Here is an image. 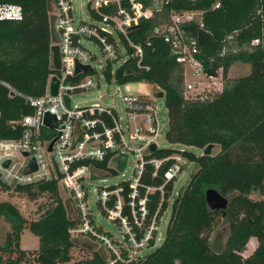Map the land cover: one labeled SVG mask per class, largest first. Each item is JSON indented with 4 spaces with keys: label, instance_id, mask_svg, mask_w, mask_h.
<instances>
[{
    "label": "trees",
    "instance_id": "obj_1",
    "mask_svg": "<svg viewBox=\"0 0 264 264\" xmlns=\"http://www.w3.org/2000/svg\"><path fill=\"white\" fill-rule=\"evenodd\" d=\"M0 2L18 4L23 10L20 21H0V138H15L21 133L22 117L33 112L26 97L43 95L49 76L55 72L50 51L53 4L51 0ZM171 10L196 12L194 20L183 29L196 40L195 58L203 72L214 76L221 73L220 92L205 99L185 97L184 65L176 61L170 46L154 32L156 26L168 22ZM129 36L143 45L142 65L139 67L134 58H129L117 69V81H146L163 91L169 143L200 149L213 144L219 150L196 155L184 150L157 148L150 155L163 157L180 153L195 169L179 191L180 200L164 236L156 243L150 241L152 247L145 249L147 253L140 255L139 252L131 261L117 260L115 264H264V199L249 197L253 191L261 192L264 182V0H172L150 18L140 20ZM236 62L248 64L249 73L227 79L229 68ZM93 165L99 173L118 172L107 165V158L102 162L93 161ZM163 172L152 176V167L147 164L140 182L159 186L164 180ZM176 179L165 185V197H159L158 191L147 197L149 217L161 203L159 221L169 203L172 205L175 197L169 196ZM119 183L123 187L122 198L127 203L131 199L127 197L128 184ZM59 186L56 178L19 188L0 180V191L13 190L31 201L40 197L50 200L49 206L33 220L23 217L11 203L0 202V218L13 221L0 246V264H68L74 260V248L84 255L72 264H109L114 258L96 236H73L68 232L69 228L79 225L82 218L78 208L64 203ZM208 188L216 189L228 199L224 213L213 212L208 207L205 200ZM141 198L135 197V203ZM115 199L111 197L108 205L112 206ZM96 207L105 217L98 201ZM122 213L130 219L127 205ZM217 217L227 223L219 249L204 235L205 231L216 227ZM90 220L96 223L92 213ZM24 228L38 237V248L20 247ZM97 230L107 232L98 225ZM135 231L139 239L141 232ZM251 237L257 239V245L244 257L241 253ZM125 255L123 248L122 256Z\"/></svg>",
    "mask_w": 264,
    "mask_h": 264
},
{
    "label": "built area",
    "instance_id": "obj_2",
    "mask_svg": "<svg viewBox=\"0 0 264 264\" xmlns=\"http://www.w3.org/2000/svg\"><path fill=\"white\" fill-rule=\"evenodd\" d=\"M51 1V15L55 16L54 27L58 34V41L52 44L58 46L60 66L58 69L54 68L51 55L55 72L49 76L43 95L26 97L33 112L22 117L20 135L15 138H0V180L15 187L58 179L59 185L62 183L73 197L82 218L81 223L69 228L68 232L74 236H96L115 255L109 264H115L117 260L126 263L139 252L152 247L150 241L156 243L161 238L162 217L171 203L157 221L161 203L156 205L149 217L147 197H151L156 191L159 192V197H165V185L177 178L192 162L180 153L163 157L150 156L153 152L149 146L155 144L158 148L160 131L158 109L153 99L137 95L121 96L126 109L125 124H122V118L114 106L98 103L73 105L72 96L82 90L99 87L103 79L109 81L113 78L117 81V69L131 57L141 67L143 45L131 40L129 32L139 25L140 20L150 18L172 0H90L86 19L75 15L72 0ZM195 15L196 12L193 11L171 10L168 22L156 26L154 32L170 46L176 61L182 63L184 69L188 63L193 67L194 76L211 80L217 76L203 72L202 65L195 58L198 52L196 40L183 29L186 23L194 20ZM22 19L23 10L20 5L0 2V21ZM84 41L96 43L102 61L83 44ZM77 65L80 66L78 71ZM84 66H88L89 70L85 71ZM53 76L58 80L55 95L49 92ZM200 84L201 82L187 83L185 97H210L209 93H203V89L197 88ZM214 90L215 93L221 91ZM46 113L55 117L57 126L51 127L44 123ZM50 145L51 150H48ZM121 154L127 155L122 171L127 167L129 154L137 159L131 178L122 180L128 184L127 197L131 198L130 201L124 202L121 194L123 187L119 182L95 188L96 202L101 204L105 217L117 222L120 227L123 240L116 241L113 235L114 238L107 232H98L97 224L90 220L93 212L87 203L86 184L93 179V174L101 175L93 161L102 162L107 158V165L117 169V158ZM32 163L35 169H32ZM147 164L152 167V176L164 170L161 185L152 186L140 182ZM175 181L169 197H176ZM111 197L116 199L109 206ZM135 197H142L138 204L134 201ZM172 200L171 198L170 201ZM125 205L129 207L130 219L122 213ZM135 229L141 232L139 239ZM123 248L126 250V257L122 256Z\"/></svg>",
    "mask_w": 264,
    "mask_h": 264
},
{
    "label": "rangeland",
    "instance_id": "obj_3",
    "mask_svg": "<svg viewBox=\"0 0 264 264\" xmlns=\"http://www.w3.org/2000/svg\"><path fill=\"white\" fill-rule=\"evenodd\" d=\"M90 0H72L73 10L75 15L81 16L82 19L87 18V7L88 2ZM83 44L88 47L93 53L97 55V57L102 61V56L100 55L99 49L94 42L84 41ZM96 66V64H94ZM250 71L249 65L241 62L234 63L228 71L227 79H232L239 76H244L248 74ZM193 67L190 64L185 65L184 69V91L185 85L187 83L195 84L201 82L200 85H197L198 89H203V93H209L212 96V93H215L214 89H222L223 81L221 73L217 75V78L207 79L205 77H198L192 74ZM200 86V87H199ZM210 90L211 92H208ZM160 89L157 86H154L146 81H128L124 83H119L115 81L113 78L109 81L101 80L99 87H94L89 90H82L79 93L72 96L73 105L85 106L91 105L93 103H98L104 106H114L119 115L122 118L121 123L125 124L124 119L126 118V109L124 107L123 101L121 100V96L123 95H137V96H145L146 98L153 99L154 103L157 105L158 116L160 120V131L157 139L158 148H172L177 150H184L191 152L193 154L199 155L202 153V149L195 146H187L182 144H173L169 143L166 140V132L168 130V117H167V109L164 103L163 98H154L153 93L158 92ZM218 147L215 146L212 148L211 152L216 153L218 151ZM137 159L133 156V154H129L128 156V164L124 171L117 172L116 174H111L108 171H104V173H100L101 175L93 174V179L89 180L86 184L87 188V203L90 208V211L95 215L96 224L101 226L103 231H107L109 234L111 233L116 241L123 240V235L120 233V229L118 225L108 220L106 217L101 216L100 211L97 210L96 207V193L95 188L97 186H104L113 183H118L122 180H126L131 178L133 175V169L135 167ZM115 159L113 161V165H115ZM114 168V166H113ZM195 165L193 163L188 164L183 171L177 177L174 183V195L183 188L187 181L190 178L191 173L194 171ZM59 194L62 197L64 203L69 205L71 208H77L73 197L68 193L66 189H64L63 184L61 183L59 186ZM251 199H264V182L262 191H253L249 194ZM9 202L14 207H16L21 215L25 217L27 220L37 219L49 206L50 200L45 197H40L37 200L31 201L24 194L15 192L13 190L0 191V202ZM171 210L167 209L162 217V224L160 229V234L163 237L165 234V230L167 227V223L170 217ZM216 227L210 231H205L204 235L212 241L214 248L219 249L221 243L223 241L224 236L227 232V223L220 217L216 219ZM13 227V221L6 217L0 218V246L4 242L5 235L10 229ZM110 234V235H111ZM111 235V236H112ZM74 236V235H73ZM112 236V237H113ZM113 237V238H114ZM84 239V238H80ZM39 240L38 237L32 234L27 228H24L21 232L20 236V247L23 249H36L38 248ZM257 245V239L255 237H251L246 244L245 249L241 253L242 256L246 257ZM148 251L144 250L140 253L143 255ZM84 252H81L78 248L72 249L73 259L76 260L80 258ZM14 256V254H13ZM12 256V257H13ZM3 257H7V254H3ZM73 260V261H74ZM73 261H70L68 264H72ZM33 264V263H30Z\"/></svg>",
    "mask_w": 264,
    "mask_h": 264
},
{
    "label": "water",
    "instance_id": "obj_4",
    "mask_svg": "<svg viewBox=\"0 0 264 264\" xmlns=\"http://www.w3.org/2000/svg\"><path fill=\"white\" fill-rule=\"evenodd\" d=\"M54 19L55 16L51 15L50 16V32H51V39L53 43H56L58 41V34L55 30L54 27ZM50 51H51V55H52V60H53V64H54V68L58 69L60 66V60H59V51H58V46L56 44H52L50 46ZM80 68L79 65L76 66V71H78ZM83 69L85 71L89 70L88 66H84ZM57 87H58V80L55 76L52 77L50 83H49V92L51 95H55L57 93ZM164 93L163 91H158V92H154L153 93V97L154 98H163ZM67 102L69 101V99H66ZM44 123L48 126L51 127H55L58 125L55 117L49 113H46L44 116ZM213 148V144H208L207 146H205L202 149V154L208 155L211 153V150ZM149 149L151 152H154L157 147L155 144H151L149 146ZM48 150H51V145L48 147ZM126 158L127 155L126 154H121L118 158H117V171L121 172L124 168H125V164H126ZM32 169H35V165L34 163H32ZM59 176V175H58ZM19 185H16L15 188H19ZM180 200V193L178 192L175 199L173 200V203L171 205V213H170V217L167 223V228L171 222V219L173 217V213L175 210V206L177 204V202ZM205 200L206 203L208 205V207L210 208L211 211L213 212H218V213H224L227 205H228V199L224 196H222L216 189L214 188H208L205 191Z\"/></svg>",
    "mask_w": 264,
    "mask_h": 264
}]
</instances>
